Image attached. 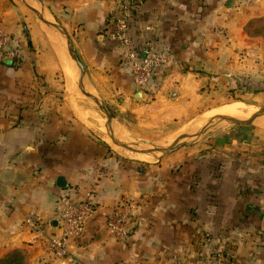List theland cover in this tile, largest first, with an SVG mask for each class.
<instances>
[{
  "label": "crops",
  "instance_id": "1",
  "mask_svg": "<svg viewBox=\"0 0 264 264\" xmlns=\"http://www.w3.org/2000/svg\"><path fill=\"white\" fill-rule=\"evenodd\" d=\"M23 3L27 10L28 4L37 6L65 36L13 0L0 9V31L14 53L12 59L0 54V239L9 238L2 246L11 252L5 262L31 250L35 264H59L45 251L54 230L50 223L58 227L62 199L79 204L91 195L96 213L60 264H159L165 257L171 264H208L200 253L211 247L214 264H264L262 133L238 125L139 165L121 153L126 148L112 147L91 128L97 121L93 111L88 124L78 117L92 109L76 112L78 101L74 110L67 103L62 64L72 61L63 37L84 67V91L112 126L109 139L122 143L120 127L156 107L143 106L155 87L156 102L173 108L207 90L213 103L220 101V92L230 87L226 78L235 84L259 73L264 78V38L250 32L264 22V0ZM124 3L133 48L149 46L170 55L146 90H139L120 64L127 49L110 37ZM6 60L12 64H1ZM71 73L78 83L75 63ZM58 178L66 182L62 190ZM127 203L136 205V215L128 237L118 240L106 219ZM220 253L228 255L223 263Z\"/></svg>",
  "mask_w": 264,
  "mask_h": 264
},
{
  "label": "rangeland",
  "instance_id": "2",
  "mask_svg": "<svg viewBox=\"0 0 264 264\" xmlns=\"http://www.w3.org/2000/svg\"><path fill=\"white\" fill-rule=\"evenodd\" d=\"M8 1L9 0H0V9ZM13 2L18 4L19 7L23 9V11H25L26 13L28 12L30 15H33L31 14L30 11H28L25 8V4L23 3L24 0L23 1L13 0ZM33 6L34 9L37 10L38 7L35 5ZM250 32L254 36L264 38V22L257 24V26L255 27L252 28L250 27ZM62 39L65 45L64 38L62 37ZM71 66H72L71 62L67 61V67H66L67 71L64 68V73L68 72L72 84L74 77L71 73ZM74 83L76 86L73 85L72 93H68V94L66 93L67 103H70V106L73 109L74 102L77 100L78 102L76 105V112H81V111L84 112L83 110L84 107H87L88 110H91L92 107L94 108V106L96 105L83 95L84 89L78 85L76 78L74 80ZM226 83H229L230 87L220 92L221 94L220 101L213 103V100L209 98L212 96L209 93L210 90L209 91L207 90V91H203V93L200 94L201 96L202 94H204L205 99L200 98L198 100L199 98L198 96H200L199 94L189 95L186 99L189 101L191 106L185 107V104L188 101H184L179 103L176 107L173 108H169L168 107L169 103L165 100L163 102L160 101L161 104L164 103L163 105L161 104L159 105V102H156L157 89L155 87L151 91V88H153L152 86L150 88V91L153 92L155 95L153 94V97H149L147 95L150 99L147 98V101L146 103L145 102L143 103L144 104L143 106H146L148 104H155L156 107L150 108V113L148 114H145L143 116L137 115L136 122L127 121L126 122L127 124L125 125L126 129L124 127L122 128V126L120 127L122 136L124 138V141L120 140L122 142L120 144L129 148V149H121L122 151L121 153L126 155L127 158L129 157L132 158L139 165H148V163H152L156 159H160L165 155V153L151 152V151H154L155 149L167 150L171 148L173 144L175 145L181 137H188V136L191 137L190 139H185L184 141H180L179 143L184 144L185 146L188 144L192 146L194 142H196L198 139L199 140L201 139V141H207V137L209 135H215L222 131H228L229 129L237 128L238 125H235L234 123H228L226 121L218 122V120H216V117H214L215 115L214 116L211 115L215 110L221 107L231 106L236 103L242 104L243 109L240 110L241 111L240 117H236V118L239 119V118L247 117L244 121H249L252 119L253 116L258 115L260 111H264V78L260 76V73L256 75L252 80H249L248 82H246L243 79H239L236 81L235 84V81L226 78ZM85 92L88 91L85 90ZM93 113L95 115L94 111ZM102 115L98 113L96 115V119L99 122V125L102 129L103 132L102 134L109 135L108 131L112 126L108 127L106 117ZM204 115L205 116L211 115L207 117L205 123L206 125H203L200 128L196 129L194 132L188 134L187 129L190 128L195 121L202 119ZM263 117L264 115H260L259 117L254 119L251 122V124H248L247 128L249 129V131L251 132L256 131L264 135V119H260ZM258 126L261 128H259ZM205 127L206 129L201 133L199 137H193L199 134ZM113 129L118 130L116 128ZM117 133L120 134L119 131ZM102 134L101 135L98 134L101 139L105 138V135ZM112 147L115 146L112 145ZM137 152H142L143 154H139ZM168 153L169 152H167L166 154ZM8 242H9V238L7 236L3 239H0V247H4V250L2 251L0 250V260L3 259L2 261H0V264H35V261L32 260V257L34 255L31 250H27V251L24 250L22 251L23 253L22 252L16 253V255L13 256L14 258H16V260L13 263L12 262L6 263L5 256L11 254V252L5 251L6 247L2 245H5V243L7 244ZM47 246L48 247L45 249L46 254L51 259H53V261L60 264V262L67 259V258L58 259L57 257H55V255H53L48 244ZM212 251H213V247H211V249L209 250V252H207V254L200 253L201 254L200 258H204L203 259L204 261L210 260V263L207 262L208 264H214ZM159 264H171V263L170 260L166 259L165 257L161 260Z\"/></svg>",
  "mask_w": 264,
  "mask_h": 264
},
{
  "label": "built area",
  "instance_id": "3",
  "mask_svg": "<svg viewBox=\"0 0 264 264\" xmlns=\"http://www.w3.org/2000/svg\"><path fill=\"white\" fill-rule=\"evenodd\" d=\"M119 7L120 11L115 18L114 31L111 32L110 37L127 49L121 57L120 64L129 72L134 85L139 90H146L151 86L154 73L169 64L170 55L164 51L153 50L149 46H144L138 51L134 49L129 40L128 3ZM8 44L7 35L0 31V54L5 55L3 57L7 59H12L14 53L7 49ZM61 203L62 207L58 211V227L50 230L46 238L49 248L58 259L67 257L69 244L83 235L86 222L96 213L91 195L79 204L63 199ZM135 209L136 205L129 203L107 216L106 226L113 237L118 240H125L128 237L132 228L133 215H136Z\"/></svg>",
  "mask_w": 264,
  "mask_h": 264
},
{
  "label": "water",
  "instance_id": "4",
  "mask_svg": "<svg viewBox=\"0 0 264 264\" xmlns=\"http://www.w3.org/2000/svg\"><path fill=\"white\" fill-rule=\"evenodd\" d=\"M28 10L43 24L51 27L52 29H54L59 35L61 36H65V34L63 33V31L56 25V23H53V22H50L48 20H46L42 15L41 13H39L37 10H35L34 8L26 5ZM65 45H66V48H67V51H68V54H69V57L71 58V60L76 64V67H77V70H78V84L80 87L83 88V84H84V77H85V71H84V67L79 59V57L77 56L76 52L74 51L73 49V46L71 45V43L69 42V40L66 38V42H65ZM83 95L93 101V102H96L95 98L88 92H85L83 91ZM173 96V94H172ZM97 103V102H96ZM260 115H264V111H260L258 115L256 116H253L251 120L249 121H238V120H235V119H232V118H228V117H224V116H218L216 117V119L218 121H226L228 123H234L235 125H248V124H251V122L256 119L257 117H259ZM108 120H110L109 117H107ZM206 129V127L199 133L197 134L196 136H193V137H199L201 135V133ZM191 137H181L177 143L174 145L171 146V148L167 149V150H161V149H155L154 151H151V152H159V153H167L169 151H172L173 149H178V148H181V147H184L185 145L184 144H180L179 142L180 141H184L185 139H190ZM114 145H117V146H120V147H123V148H126V149H129L128 147L120 144L119 142L115 141L114 139L112 140ZM180 144V145H179ZM131 150V149H130ZM139 154H143L142 152H137ZM146 153H149V152H146ZM144 153V154H146ZM56 187L60 190L64 189L66 187V182L63 178H58L57 181H56ZM50 227L55 229L57 227V223L56 221H52L50 223Z\"/></svg>",
  "mask_w": 264,
  "mask_h": 264
},
{
  "label": "bare ground",
  "instance_id": "5",
  "mask_svg": "<svg viewBox=\"0 0 264 264\" xmlns=\"http://www.w3.org/2000/svg\"><path fill=\"white\" fill-rule=\"evenodd\" d=\"M28 1V0H27ZM29 5V4H28ZM52 37V39L54 38V40H52V41H54V42H56V40H55V36H51ZM53 42V43H54ZM64 60V59H63ZM64 63H62L63 65H64V68H65V70H66V67H67V61H63ZM71 64H72V67H74V62H72L71 61ZM67 71V70H66ZM74 74V73H73ZM65 78H66V89H67V91L68 92H70V93H72L71 91L73 90L72 89V84H71V80H70V77H69V75H68V72H66L65 73ZM94 106V105H93ZM92 109H93V111L95 112V116L99 113L100 115H102V112H101V108L100 107H98V106H94V108L92 107ZM243 109V106H242V104H240V103H236V104H233V105H231V106H227V107H221V108H219V109H217V110H215L211 115H215L214 117H217V116H224V117H228V118H232V119H235V120H240V121H244L247 117H243V118H239V119H237L236 117H240V113H241V111L240 110H242ZM208 114H209V112H208ZM211 115H207V116H203V118L202 119H200V120H198V121H195L192 125H191V127L190 128H188L187 129V132H188V134H190V133H192V132H194L196 129H198V128H200L201 126H203V125H206L205 123H206V120H207V117H209V116H211ZM242 115V114H241ZM103 116V115H102ZM250 116V115H249ZM78 117L83 121V122H87V121H89V120H94V117H93V114H92V110H91V112H85V113H79L78 114ZM249 118V117H248ZM260 119H264V117L263 118H260ZM260 119H258V120H260ZM209 120H210V118H209ZM212 120V119H211ZM217 120V119H216ZM257 120V121H258ZM95 121V124L94 123H92L91 124V128L95 131V132H97L98 134H102L103 132H102V129H101V127H100V125H99V122H97L96 120H94ZM93 121V122H94ZM256 121V122H257ZM219 122V121H218ZM216 123H217V121H216ZM87 124H88V122H87ZM110 131V130H109ZM108 131V132H109ZM112 131L115 133V134H117V132H116V130L115 129H112ZM112 131H111V133H112ZM93 132V131H92ZM96 135V134H95ZM102 135H105V140H107L106 142L109 144V145H113L112 144V142H111V140L109 139V136L107 135V134H102ZM112 135V134H111ZM112 136H114V135H112ZM104 139V138H103ZM120 139V138H119ZM113 140V139H112ZM115 146V145H114Z\"/></svg>",
  "mask_w": 264,
  "mask_h": 264
},
{
  "label": "trees",
  "instance_id": "6",
  "mask_svg": "<svg viewBox=\"0 0 264 264\" xmlns=\"http://www.w3.org/2000/svg\"><path fill=\"white\" fill-rule=\"evenodd\" d=\"M112 20H113V19H112ZM11 62H12V61L6 60V61H2L1 64L3 63L4 65L9 66L10 64H12ZM223 251H226V250L223 249ZM223 251H222V252H223ZM227 258H228L227 253H225V254H221V253H220L221 263H223V261H225V259H227Z\"/></svg>",
  "mask_w": 264,
  "mask_h": 264
}]
</instances>
